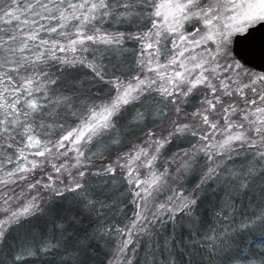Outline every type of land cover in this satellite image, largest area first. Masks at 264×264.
<instances>
[{"label":"snow or ice","instance_id":"1","mask_svg":"<svg viewBox=\"0 0 264 264\" xmlns=\"http://www.w3.org/2000/svg\"><path fill=\"white\" fill-rule=\"evenodd\" d=\"M258 28L264 0L0 4V264H264Z\"/></svg>","mask_w":264,"mask_h":264},{"label":"water","instance_id":"2","mask_svg":"<svg viewBox=\"0 0 264 264\" xmlns=\"http://www.w3.org/2000/svg\"><path fill=\"white\" fill-rule=\"evenodd\" d=\"M235 48L248 67L264 72V28H258L251 35L240 36Z\"/></svg>","mask_w":264,"mask_h":264},{"label":"trees","instance_id":"3","mask_svg":"<svg viewBox=\"0 0 264 264\" xmlns=\"http://www.w3.org/2000/svg\"><path fill=\"white\" fill-rule=\"evenodd\" d=\"M6 3V0H0V4ZM163 59V58H162ZM253 71H256L254 69H252ZM257 72H261V71H257ZM100 150H103V146H101ZM9 167H11L9 165ZM0 179H8V177L6 176L5 172L0 171ZM10 189H15V193L17 195L21 194V189L24 187V182H18V184L16 185H9L8 186ZM0 190H3V185H0ZM134 206H129V215H131V211L133 210ZM123 223H127V220H124ZM141 260V264H143V257L141 256L140 258Z\"/></svg>","mask_w":264,"mask_h":264},{"label":"rangeland","instance_id":"4","mask_svg":"<svg viewBox=\"0 0 264 264\" xmlns=\"http://www.w3.org/2000/svg\"><path fill=\"white\" fill-rule=\"evenodd\" d=\"M251 69H253V68H251ZM255 70V69H254ZM257 71V70H256Z\"/></svg>","mask_w":264,"mask_h":264}]
</instances>
